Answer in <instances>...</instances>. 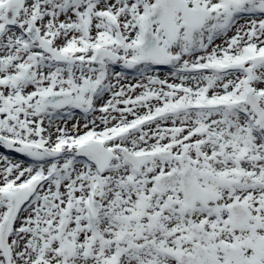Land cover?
<instances>
[{"label": "snow or ice", "instance_id": "6c2138e0", "mask_svg": "<svg viewBox=\"0 0 264 264\" xmlns=\"http://www.w3.org/2000/svg\"><path fill=\"white\" fill-rule=\"evenodd\" d=\"M0 264H264V0H0Z\"/></svg>", "mask_w": 264, "mask_h": 264}]
</instances>
